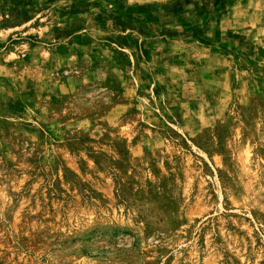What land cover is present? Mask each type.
<instances>
[{
  "label": "rangeland",
  "instance_id": "rangeland-1",
  "mask_svg": "<svg viewBox=\"0 0 264 264\" xmlns=\"http://www.w3.org/2000/svg\"><path fill=\"white\" fill-rule=\"evenodd\" d=\"M0 264H264V0H0Z\"/></svg>",
  "mask_w": 264,
  "mask_h": 264
}]
</instances>
